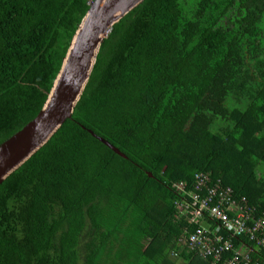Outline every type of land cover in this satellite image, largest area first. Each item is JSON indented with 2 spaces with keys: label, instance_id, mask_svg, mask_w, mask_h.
Masks as SVG:
<instances>
[{
  "label": "trees",
  "instance_id": "1",
  "mask_svg": "<svg viewBox=\"0 0 264 264\" xmlns=\"http://www.w3.org/2000/svg\"><path fill=\"white\" fill-rule=\"evenodd\" d=\"M89 8L0 0V144L42 109ZM263 149L264 0H143L72 117L0 185V264H176L178 249L210 264L178 243L196 226L173 185L210 172L262 215Z\"/></svg>",
  "mask_w": 264,
  "mask_h": 264
},
{
  "label": "water",
  "instance_id": "2",
  "mask_svg": "<svg viewBox=\"0 0 264 264\" xmlns=\"http://www.w3.org/2000/svg\"><path fill=\"white\" fill-rule=\"evenodd\" d=\"M143 0H94L70 43L61 69L37 116L0 144V185L72 117L100 45L112 26ZM91 133L125 156L116 146Z\"/></svg>",
  "mask_w": 264,
  "mask_h": 264
},
{
  "label": "built area",
  "instance_id": "3",
  "mask_svg": "<svg viewBox=\"0 0 264 264\" xmlns=\"http://www.w3.org/2000/svg\"><path fill=\"white\" fill-rule=\"evenodd\" d=\"M187 184L173 185L182 194L175 218L196 226L187 234L185 228L178 239L182 250L209 259L210 264H262L251 251L264 254V212L257 216L247 196L235 195L231 186L213 180L210 172L197 173L193 188L186 191ZM181 252L174 250L173 255Z\"/></svg>",
  "mask_w": 264,
  "mask_h": 264
},
{
  "label": "rangeland",
  "instance_id": "4",
  "mask_svg": "<svg viewBox=\"0 0 264 264\" xmlns=\"http://www.w3.org/2000/svg\"><path fill=\"white\" fill-rule=\"evenodd\" d=\"M263 154H264V149H263ZM256 167H261V169H264V162H262V163H260L259 165H257ZM168 255H169V259L172 261V262H175L176 263V261L178 260V264H184V259H182L180 256H177V258L176 257H174V256H172V250H171V252L169 251L168 252ZM180 262V263H179ZM170 263V262H169ZM176 263V264H177Z\"/></svg>",
  "mask_w": 264,
  "mask_h": 264
},
{
  "label": "clouds",
  "instance_id": "5",
  "mask_svg": "<svg viewBox=\"0 0 264 264\" xmlns=\"http://www.w3.org/2000/svg\"><path fill=\"white\" fill-rule=\"evenodd\" d=\"M93 1H94V0H93ZM93 1L90 3V5L93 3ZM173 251H174V250H172V256H174V255H173ZM180 255H181V254H180ZM180 255H179V256H180ZM174 257L177 258V256H174ZM180 257H181V256H180Z\"/></svg>",
  "mask_w": 264,
  "mask_h": 264
},
{
  "label": "crops",
  "instance_id": "6",
  "mask_svg": "<svg viewBox=\"0 0 264 264\" xmlns=\"http://www.w3.org/2000/svg\"><path fill=\"white\" fill-rule=\"evenodd\" d=\"M100 137V136H99ZM100 140V139H99ZM101 141V140H100ZM107 141V140H106ZM103 142V141H102ZM107 145V144H106ZM178 262V260L176 261V263ZM180 263V262H179ZM178 264V263H177ZM181 264V263H180Z\"/></svg>",
  "mask_w": 264,
  "mask_h": 264
}]
</instances>
